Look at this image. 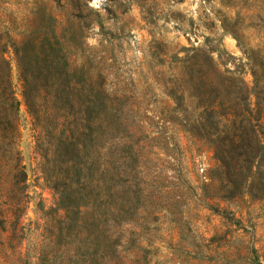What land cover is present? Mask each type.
<instances>
[{
	"label": "rangeland",
	"instance_id": "1",
	"mask_svg": "<svg viewBox=\"0 0 264 264\" xmlns=\"http://www.w3.org/2000/svg\"><path fill=\"white\" fill-rule=\"evenodd\" d=\"M76 6L95 22L86 37L70 45V62L91 57L107 74V89L123 106L129 126L143 135L145 197L133 219L110 226L111 240L119 234L129 242L118 254L93 260L77 242H57L51 231L56 217L49 212L56 195L43 177L37 131L9 47L28 179L25 186L13 180L0 150V264H45L41 258L46 264H264V199L248 193L223 199L212 176L213 152L169 121L178 120L173 108L182 61L193 55L196 78L188 91L194 105L202 94L198 76L210 74L218 81L241 77L256 108L253 69L264 64V0H0V28L9 26L21 42L52 24L66 42L65 30L78 37ZM136 254H146V260H136Z\"/></svg>",
	"mask_w": 264,
	"mask_h": 264
},
{
	"label": "trees",
	"instance_id": "2",
	"mask_svg": "<svg viewBox=\"0 0 264 264\" xmlns=\"http://www.w3.org/2000/svg\"><path fill=\"white\" fill-rule=\"evenodd\" d=\"M75 11L79 13L74 15L78 37L65 30L66 42L52 24L48 31L39 29L21 42H17L9 26L0 28V150L1 160L11 166L13 180L25 186L28 174L19 149L21 102L6 56L12 47L24 100L37 131L36 150L41 156L43 177L56 195L55 207L49 211L55 214L56 230L51 231L58 243L77 242L84 255L98 260L128 246V240H121L119 234L111 240L109 229L133 219L145 197L140 159L143 135L133 131L122 115L123 106L107 89L108 76L102 68L91 57L78 65L70 62V45L86 37L95 22L90 15H83L80 6ZM82 51L87 50L82 47ZM206 58L211 60L209 55ZM197 63L196 55L182 61L173 108L178 120L169 121L177 122L181 130L213 152L217 165L212 176L221 184L223 199L248 193L262 200L264 64L260 70L253 69L257 98L253 109L241 77L218 81L210 74L198 76L202 94L194 105L188 89L196 78ZM199 107L201 112H197ZM60 210L63 214L57 218ZM138 254L132 257L146 260V254ZM41 260L45 264L48 261ZM254 263L263 264L259 260Z\"/></svg>",
	"mask_w": 264,
	"mask_h": 264
},
{
	"label": "water",
	"instance_id": "3",
	"mask_svg": "<svg viewBox=\"0 0 264 264\" xmlns=\"http://www.w3.org/2000/svg\"><path fill=\"white\" fill-rule=\"evenodd\" d=\"M84 41L83 42H85V39H83Z\"/></svg>",
	"mask_w": 264,
	"mask_h": 264
}]
</instances>
